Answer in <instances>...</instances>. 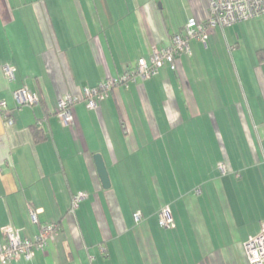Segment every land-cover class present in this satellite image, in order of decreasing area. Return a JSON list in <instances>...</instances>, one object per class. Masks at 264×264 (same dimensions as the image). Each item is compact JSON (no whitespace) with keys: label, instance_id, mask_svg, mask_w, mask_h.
<instances>
[{"label":"crops","instance_id":"0c3cea01","mask_svg":"<svg viewBox=\"0 0 264 264\" xmlns=\"http://www.w3.org/2000/svg\"><path fill=\"white\" fill-rule=\"evenodd\" d=\"M207 11V0H0V242L7 224L37 233L30 209L57 225L8 264H247L242 243L264 223V15L190 39L175 69L117 85L94 108L83 98ZM20 88L38 101L18 105ZM69 93L80 99L65 126L56 109ZM163 208L173 225H160Z\"/></svg>","mask_w":264,"mask_h":264},{"label":"built area","instance_id":"2783aa9c","mask_svg":"<svg viewBox=\"0 0 264 264\" xmlns=\"http://www.w3.org/2000/svg\"><path fill=\"white\" fill-rule=\"evenodd\" d=\"M208 11L205 21L199 22L190 19L180 32L173 34L169 43L161 49H154L148 62L145 58H139L134 69L125 72L120 77H110L94 87L83 88V98L90 108L96 106V101L109 94L115 86L124 84L127 86L129 81H134L136 77L141 79L148 78L158 73L159 69L168 64L172 69L176 68V58L183 52H189L190 39L206 40L209 31L216 25L226 26L253 17L264 15V0H207ZM5 75L13 78V67L3 66ZM14 99L18 105L33 104L38 101L36 94L31 93L26 88H20L13 92ZM80 98L75 95L66 94L58 100L56 115L60 122L69 126L73 123L71 107ZM6 106L5 101H0V107ZM5 122L10 125L13 120L9 117L6 109H1ZM221 174L227 173V166L224 161L218 162ZM85 193L79 192L72 195L70 210L73 211L79 201L84 198ZM139 219L141 214H134ZM159 223L162 226L173 225L172 217L166 208L158 213ZM31 221L38 224V231L32 237H22L19 229L11 224L4 225L1 229L4 241L0 242V264H8L13 260L24 258L30 259L36 250L43 249L51 242L56 233L57 225L53 223L39 224L37 212L30 209ZM243 251L249 264H264V223L260 225L259 231L249 236L242 243Z\"/></svg>","mask_w":264,"mask_h":264},{"label":"water","instance_id":"95a60500","mask_svg":"<svg viewBox=\"0 0 264 264\" xmlns=\"http://www.w3.org/2000/svg\"><path fill=\"white\" fill-rule=\"evenodd\" d=\"M93 156L102 186L108 188L110 186V181L102 157L99 153H95Z\"/></svg>","mask_w":264,"mask_h":264},{"label":"trees","instance_id":"16d2710c","mask_svg":"<svg viewBox=\"0 0 264 264\" xmlns=\"http://www.w3.org/2000/svg\"><path fill=\"white\" fill-rule=\"evenodd\" d=\"M3 116V115H2ZM33 133H34V135H35V138H36V140H40L41 138H43L44 137V135H42V134H40L39 136H38V134H36L34 131H37V126L35 125V126H33Z\"/></svg>","mask_w":264,"mask_h":264},{"label":"rangeland","instance_id":"374dc122","mask_svg":"<svg viewBox=\"0 0 264 264\" xmlns=\"http://www.w3.org/2000/svg\"><path fill=\"white\" fill-rule=\"evenodd\" d=\"M244 257H245V259H246V261H247V264H249V262H248V260H247V258H246V255H245V253H244Z\"/></svg>","mask_w":264,"mask_h":264}]
</instances>
